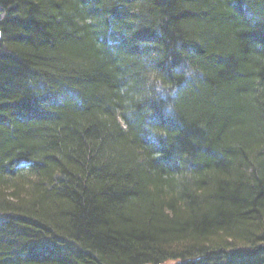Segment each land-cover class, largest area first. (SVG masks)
Masks as SVG:
<instances>
[{"label":"trees","instance_id":"1","mask_svg":"<svg viewBox=\"0 0 264 264\" xmlns=\"http://www.w3.org/2000/svg\"><path fill=\"white\" fill-rule=\"evenodd\" d=\"M0 264H264V0H0Z\"/></svg>","mask_w":264,"mask_h":264},{"label":"rangeland","instance_id":"2","mask_svg":"<svg viewBox=\"0 0 264 264\" xmlns=\"http://www.w3.org/2000/svg\"><path fill=\"white\" fill-rule=\"evenodd\" d=\"M166 264H176V261L170 260V261H167Z\"/></svg>","mask_w":264,"mask_h":264},{"label":"bare ground","instance_id":"3","mask_svg":"<svg viewBox=\"0 0 264 264\" xmlns=\"http://www.w3.org/2000/svg\"><path fill=\"white\" fill-rule=\"evenodd\" d=\"M0 33H1V30H0ZM0 38H1V36H0ZM146 264V263H145Z\"/></svg>","mask_w":264,"mask_h":264},{"label":"water","instance_id":"4","mask_svg":"<svg viewBox=\"0 0 264 264\" xmlns=\"http://www.w3.org/2000/svg\"><path fill=\"white\" fill-rule=\"evenodd\" d=\"M0 36H1V33H0Z\"/></svg>","mask_w":264,"mask_h":264}]
</instances>
